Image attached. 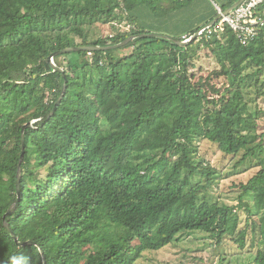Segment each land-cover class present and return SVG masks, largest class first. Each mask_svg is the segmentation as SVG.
Segmentation results:
<instances>
[{
	"label": "trees",
	"instance_id": "trees-1",
	"mask_svg": "<svg viewBox=\"0 0 264 264\" xmlns=\"http://www.w3.org/2000/svg\"><path fill=\"white\" fill-rule=\"evenodd\" d=\"M161 1L0 0V264H136L195 233L216 247L230 242L237 252L223 256L226 264L245 255L264 264V134L242 89L264 72V28L247 46L226 28L182 47L149 36L145 22L176 7L159 11ZM124 22L128 31L105 39L83 34ZM138 35L120 49L55 57L65 79L47 63L67 48ZM198 46L220 64L212 76L191 72ZM245 65L257 69L243 75ZM220 79L221 87L213 83ZM203 141L232 161L242 153L235 169L257 162L237 206L207 197L219 173L200 157ZM6 225L30 245L16 244Z\"/></svg>",
	"mask_w": 264,
	"mask_h": 264
},
{
	"label": "rangeland",
	"instance_id": "rangeland-1",
	"mask_svg": "<svg viewBox=\"0 0 264 264\" xmlns=\"http://www.w3.org/2000/svg\"><path fill=\"white\" fill-rule=\"evenodd\" d=\"M172 12L167 15H155L145 22L153 34L163 36H176L185 31L196 33V29L205 24V19H216L219 14L215 6L214 0H162L158 5L159 11L165 12L175 6ZM221 8V6H220ZM207 21V20H206ZM114 25V26H113ZM100 25L95 24L83 28V34L89 41H96L100 38L113 36L117 31H128L129 26L126 23ZM116 25V26H115ZM199 38V37H198ZM197 38V39H198ZM80 44L81 41L78 40ZM131 49L121 50L115 56L129 55ZM195 56L193 60L194 68L191 72L197 78H205L212 76L214 71L220 70V64L206 47H193L191 51ZM61 64L65 69L67 60L61 59ZM238 69V68H236ZM257 68L245 65L242 74H252ZM258 78L260 81L255 84L252 79H246V84L242 85L245 100L251 112L257 113L258 133L264 134V72ZM213 83L219 87L225 84L223 79L214 80ZM257 85V86H256ZM199 155L204 158L218 173L219 177L216 183L209 188L207 197L210 201H221L228 205L237 206L239 191L238 187L241 184H246L258 171L259 167L255 161H247L244 165L234 168V164L242 157V153L232 161L229 156L222 154L215 145L208 141H203L199 144ZM245 202L249 203L252 212L255 213L253 198L248 195ZM242 227L248 215L244 210L240 211ZM228 252L235 254L237 249L233 245L225 241L221 247H216L215 244L207 238L204 233H195L189 236L178 237L173 247L168 248L159 253H147L145 258L139 260L136 264H226L224 257ZM255 252V250H254ZM252 261L251 257L245 255L240 258L232 257L230 264H249Z\"/></svg>",
	"mask_w": 264,
	"mask_h": 264
},
{
	"label": "built area",
	"instance_id": "built-area-1",
	"mask_svg": "<svg viewBox=\"0 0 264 264\" xmlns=\"http://www.w3.org/2000/svg\"><path fill=\"white\" fill-rule=\"evenodd\" d=\"M221 19L212 27L200 32V36L208 32L223 33L229 28L237 41L242 46L254 42L262 28H264V0H244L239 6L230 11L226 16L218 9ZM191 36H184L182 41H189Z\"/></svg>",
	"mask_w": 264,
	"mask_h": 264
},
{
	"label": "water",
	"instance_id": "water-1",
	"mask_svg": "<svg viewBox=\"0 0 264 264\" xmlns=\"http://www.w3.org/2000/svg\"><path fill=\"white\" fill-rule=\"evenodd\" d=\"M244 0H238L235 4H233L231 7H229L228 9H226L225 11H223V15L226 16L230 11H232L233 9H235L237 6H239ZM221 19V16L219 15L216 19H214L212 22L208 23L207 25H205L203 28H201L197 33H195L189 41L187 42H184V41H180V40H177V39H174L172 37H169V36H163V35H159V34H149L150 37H153V38H157V39H164V40H167V41H170L172 43H175V44H178L182 47H185L187 46L190 42L196 40L199 36H200V32L202 30H205L209 27H212L214 26L219 20ZM141 35H138V36H132L130 38H128L126 41L120 43V44H117V45H114V46H109V47H97V46H82V47H73V48H67V49H64V50H61L59 52H56L54 53L53 55H51L48 59H47V63L49 65H51L54 69V71H57V72H60L63 76V78L65 79V75H64V72L62 69H59L56 67V65L54 64L53 62V59L59 55H65V54H69V53H73V52H92V51H98V50H101V51H108V50H116V49H120V48H123L124 46H126L128 43L132 42L133 40L139 38ZM65 90H66V80L64 81V87H63V90L61 92V95L59 96L57 102L55 103L54 107H53V110L51 112V114H53V112L55 111L57 105L60 103L61 99L63 98V95L65 93ZM32 125V123H29L27 124L26 128L27 127H30ZM24 129L23 128V131H22V154H21V158H20V162H19V169H18V172H17V181H16V190H17V195H18V198L20 196V166H21V163H22V160H23V157H24V136H23V132H24ZM14 208H15V204H13L8 213L5 215L4 217V221L6 219V217H8L9 215H11L14 211ZM6 228L8 229V231L10 232L12 238L15 240L16 244H18L19 246H25L27 244L30 245V243H20L18 241V238L16 237V235L14 234V232L11 230V228L9 227V225H6ZM42 254V252H41ZM43 264H46L45 262V258H43Z\"/></svg>",
	"mask_w": 264,
	"mask_h": 264
},
{
	"label": "crops",
	"instance_id": "crops-1",
	"mask_svg": "<svg viewBox=\"0 0 264 264\" xmlns=\"http://www.w3.org/2000/svg\"><path fill=\"white\" fill-rule=\"evenodd\" d=\"M215 1V6L218 9L225 11L226 9H228L229 7H231L233 4H235L238 0H214ZM221 6V8H220ZM218 13V12H217ZM208 18L205 19V21L203 22H207Z\"/></svg>",
	"mask_w": 264,
	"mask_h": 264
}]
</instances>
